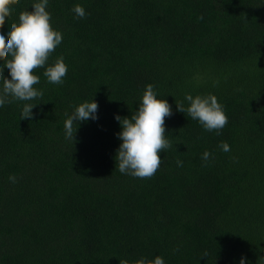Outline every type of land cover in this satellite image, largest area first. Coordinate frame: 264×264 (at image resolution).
I'll return each instance as SVG.
<instances>
[{"label": "trees", "instance_id": "16d2710c", "mask_svg": "<svg viewBox=\"0 0 264 264\" xmlns=\"http://www.w3.org/2000/svg\"><path fill=\"white\" fill-rule=\"evenodd\" d=\"M10 3L0 28L32 0ZM47 10L63 36L47 63L62 56L68 70L62 84L33 70L43 96L31 101V120L20 119L29 102L0 108V264H134L155 255L165 264H239L241 256L264 264V0H49ZM149 83L172 106V147L158 153L153 176L138 178L116 167L114 114L130 118ZM186 93L214 94L224 128L207 131L177 111ZM92 97L98 119L66 139L65 119Z\"/></svg>", "mask_w": 264, "mask_h": 264}, {"label": "clouds", "instance_id": "9594fccd", "mask_svg": "<svg viewBox=\"0 0 264 264\" xmlns=\"http://www.w3.org/2000/svg\"><path fill=\"white\" fill-rule=\"evenodd\" d=\"M30 5L31 10L28 7L19 13L18 22L0 28V57H3L0 59V108L13 101L29 102L23 104L20 112V119L29 120L33 116L32 109L38 104L31 101L43 96V90L34 87L40 83V77L33 70L45 68L43 75L52 84H62L68 70L62 56L51 64L47 63L63 38L62 32L51 25V13L47 10L49 0H32ZM10 7V0H0V22L4 21ZM72 11L77 18L86 15L85 8L80 4H76ZM5 68L8 75L4 74ZM176 110L187 112L207 131L219 132L228 123L223 105L214 94L193 96L186 93L184 101L176 103ZM171 115L172 106L166 98L157 95L150 83L145 86L138 107L130 118L114 114L121 126L116 134L121 143L115 152L116 167L120 173L138 178H150L156 173L162 163L158 153L172 147L165 136V118ZM90 119H98V103L93 97L91 101L79 103L67 116L64 121L65 138L74 142L79 123ZM220 147L224 152L230 151L227 142H222ZM210 155L205 150L202 159L207 161ZM182 163L177 160V166H182ZM9 179L16 181L15 176ZM246 259L241 256L239 264H246ZM134 264H165V260L160 255L152 258L141 256Z\"/></svg>", "mask_w": 264, "mask_h": 264}]
</instances>
